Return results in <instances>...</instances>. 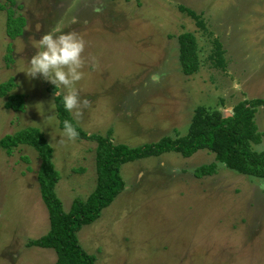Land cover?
<instances>
[{
	"label": "rangeland",
	"instance_id": "obj_1",
	"mask_svg": "<svg viewBox=\"0 0 264 264\" xmlns=\"http://www.w3.org/2000/svg\"><path fill=\"white\" fill-rule=\"evenodd\" d=\"M25 18L24 32L5 33L0 9V83L10 77L8 93L22 94V111L6 109L0 97V137L36 126L52 147L60 178L55 192L63 209L84 198L95 184V141L75 138L58 143V119L44 121L53 99L40 79L25 77L34 49L31 38L53 27L78 33L84 41V77L75 123L86 134L105 135L130 146L186 133L198 105L228 115L239 100L264 98V0H0ZM182 4L200 14L206 30L180 12ZM73 18L75 22H73ZM192 32L199 47V69L181 72L176 36ZM220 42L223 67L213 63ZM11 60H5L7 46ZM94 58L95 67H92ZM222 100V103L221 101ZM56 114V112H55ZM264 150V105L254 112ZM214 161L199 149L188 157L168 151L121 164L124 188L97 219L76 232L95 264H264V178L246 176L217 164L196 177L195 167ZM37 153L26 145L10 155L0 149V264H53L51 248L27 247L28 238L49 227L36 173Z\"/></svg>",
	"mask_w": 264,
	"mask_h": 264
},
{
	"label": "trees",
	"instance_id": "obj_2",
	"mask_svg": "<svg viewBox=\"0 0 264 264\" xmlns=\"http://www.w3.org/2000/svg\"><path fill=\"white\" fill-rule=\"evenodd\" d=\"M10 4L14 0H8ZM5 33L10 39L21 36L24 32L25 18L15 15L14 10L4 4ZM178 9L192 19L203 31L206 30L200 14L179 4ZM177 60L180 70L185 75L198 71L200 61L195 35L190 31H182L176 36ZM215 55L214 65L223 67L220 42L213 39ZM5 60H11V47L7 46ZM14 87L10 77L0 83V97H5L3 103L6 109L22 111L23 95L8 93ZM48 89L55 91L54 86ZM222 103V100H220ZM55 112L58 126L62 121L70 120L78 133L77 138L95 141V184L84 198L75 197L68 210H64L60 198L55 192V184L60 178L58 170L52 161L53 150L46 137L36 126H26L13 133L0 137V149L10 155L16 147L26 145L32 148L39 158L36 173L38 189L48 215V230L25 241L27 247L51 248L55 253L53 264H95L94 254L88 253L79 244L76 232L82 225L88 224L100 215L101 210L109 205L114 197L124 188L119 169L121 164L147 156H157L173 151L183 157H188L199 149H205L214 154V161L201 164L194 168L196 177L210 175L215 172L218 162L226 168L256 178H264V150H254L252 145L261 141L262 133L257 130L254 112L258 105H264V98L242 99L231 108V113L225 115L217 107L198 105L194 108L187 131L183 135H163L157 141L130 146L124 143H112L110 131L105 135L97 133L86 134L78 126L69 112L62 106L60 97H54Z\"/></svg>",
	"mask_w": 264,
	"mask_h": 264
},
{
	"label": "clouds",
	"instance_id": "obj_3",
	"mask_svg": "<svg viewBox=\"0 0 264 264\" xmlns=\"http://www.w3.org/2000/svg\"><path fill=\"white\" fill-rule=\"evenodd\" d=\"M73 22H75L73 18ZM33 53L27 60V65L21 72L30 80H36L37 74L40 79L54 86L52 92L53 99L48 102L45 114L43 105L38 112L44 121H55V102L54 97H60L62 106L66 112L79 117L81 105L88 103L87 99H81L77 90V82L84 77L85 62L82 57L84 41L82 37L73 31H61L58 27H53L48 32L42 33L39 38H31ZM92 67H95L94 58ZM59 131L58 143L65 140H74L78 133L73 123L65 119ZM258 188L264 191V183L258 184Z\"/></svg>",
	"mask_w": 264,
	"mask_h": 264
}]
</instances>
